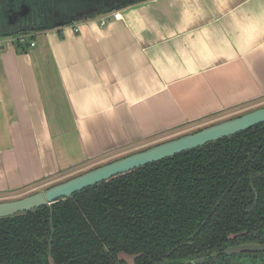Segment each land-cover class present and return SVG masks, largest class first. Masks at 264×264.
Here are the masks:
<instances>
[{
	"label": "crops",
	"instance_id": "obj_1",
	"mask_svg": "<svg viewBox=\"0 0 264 264\" xmlns=\"http://www.w3.org/2000/svg\"><path fill=\"white\" fill-rule=\"evenodd\" d=\"M115 11L1 40L0 201L264 103V0Z\"/></svg>",
	"mask_w": 264,
	"mask_h": 264
},
{
	"label": "trees",
	"instance_id": "obj_2",
	"mask_svg": "<svg viewBox=\"0 0 264 264\" xmlns=\"http://www.w3.org/2000/svg\"><path fill=\"white\" fill-rule=\"evenodd\" d=\"M254 240L264 243V123L1 218L0 264H118V253L161 264Z\"/></svg>",
	"mask_w": 264,
	"mask_h": 264
},
{
	"label": "water",
	"instance_id": "obj_3",
	"mask_svg": "<svg viewBox=\"0 0 264 264\" xmlns=\"http://www.w3.org/2000/svg\"><path fill=\"white\" fill-rule=\"evenodd\" d=\"M137 1L140 0H0V38L67 26ZM262 123H264V105L158 142L22 198L0 202V219L69 198L72 194L102 181L230 137ZM257 251L260 249L256 246L241 245L225 253Z\"/></svg>",
	"mask_w": 264,
	"mask_h": 264
},
{
	"label": "flooded vegetation",
	"instance_id": "obj_4",
	"mask_svg": "<svg viewBox=\"0 0 264 264\" xmlns=\"http://www.w3.org/2000/svg\"><path fill=\"white\" fill-rule=\"evenodd\" d=\"M258 125H260V124H258ZM239 133H241V132H239ZM189 151H191V150H189ZM147 165H149V164H147ZM132 171H130V172H132ZM130 172H128V173H130ZM125 174H127V173H124V174H121V175H125ZM121 175H118V176H121ZM118 176H116V177H118ZM116 177H114V178H116ZM107 181H109V180H107ZM107 181H102L100 183L107 182ZM100 183H97L95 185H98ZM95 185L90 186V187H87V188H85V189H83V190H81L79 192H82V191H84L86 189L92 188ZM79 192H76V193H79ZM76 193H74V194H76ZM15 199H19V198H15ZM15 199H13V200H15ZM218 204H219V201L215 204V206H217ZM49 205H46V206H49ZM46 206H41V207H38L36 209H39V208H42V207H46ZM33 210H35V209H33ZM33 210H30V211H33ZM27 212H29V211H27ZM206 221H207V217H205L204 220L201 222V226H203L206 223ZM198 231H199V229H196V231L189 237V239L190 240L193 239L194 236L198 233ZM229 239H233V236H230ZM241 245H252V246H256V247H258L260 249V251H257L255 253H237V254H234V253L233 254H231V253L230 254L229 253L227 254V253H225V251H228V250L231 251L232 248L237 247V246H241ZM241 255H243L245 258L246 257H249L251 259H252V257H255L256 258V257L259 256L260 259H261V261L264 262V260H263L264 259V243H261L258 240H254V241H250V242H245V243H235V242H233L232 244L231 243H227V244H225L221 248H214L212 250H204L203 252H199L195 256H189V257H186V258H181V259L174 260V261H172L170 263H161V264H235L232 261V258H234L236 256H241ZM117 261L122 262V263H118V264H134V256L127 255V254H124V253H118L117 254Z\"/></svg>",
	"mask_w": 264,
	"mask_h": 264
},
{
	"label": "rangeland",
	"instance_id": "obj_5",
	"mask_svg": "<svg viewBox=\"0 0 264 264\" xmlns=\"http://www.w3.org/2000/svg\"><path fill=\"white\" fill-rule=\"evenodd\" d=\"M262 104V105H261ZM261 104H259L260 106H263L264 105V103H261ZM249 110V109H248ZM243 112H245V111H243ZM241 110L239 111V112H236V113H225V114H223V115H220L219 117H216L215 119H213L212 121L213 122H211V123H208L207 125H210V124H212V123H216V122H219V121H222V120H224V119H228V118H230V117H234V116H236V115H240L241 113H243ZM207 125H202V126H199V127H196V128H193V129H191V130H189V131H187V132H191V131H193V130H196V129H199V128H202V127H204V126H207ZM187 132H185V133H187ZM176 137V136H175ZM173 138V137H172ZM152 145V144H151ZM151 145H147V146H144V147H141V148H138V149H135V150H133V151H131V152H129V153H126V154H122V155H119V156H117V157H115V158H111V159H105V160H103V161H100V162H98V163H96V164H93V165H91L90 167H88L87 168V170H89V169H92V168H95V167H97V166H100V165H103V164H105V163H107V162H110V161H112V160H114V159H117V158H120V157H122V156H125V155H128V154H130V153H133V152H137V151H141V150H143V149H145V148H147L148 146H151ZM86 169L85 170H82V171H80L79 173H77V174H80V173H82V172H84V171H87ZM69 174H73V173H69ZM77 174H73V175H68L67 176V178H64L63 180H65V179H68V178H70V177H72V176H75V175H77ZM62 180V181H63ZM5 201H12V199H7V200H1L0 202H5ZM264 260V259H263ZM232 261L235 263V264H264V262L263 261H261V259H260V257L258 256V257H252V259L251 258H249V257H244L243 255H241V256H236V257H234V258H232Z\"/></svg>",
	"mask_w": 264,
	"mask_h": 264
},
{
	"label": "built area",
	"instance_id": "obj_6",
	"mask_svg": "<svg viewBox=\"0 0 264 264\" xmlns=\"http://www.w3.org/2000/svg\"><path fill=\"white\" fill-rule=\"evenodd\" d=\"M97 17H98L97 22H98L99 26H104L108 22L109 18H111L113 20H120L121 14L119 11H115L111 14H102V15H99ZM93 19H91V20H93ZM74 32H78V28H74ZM31 33H33V32H31ZM31 33H22V34L10 36V37H2V38H0V46L2 45V43H1L2 39H6L8 42H12V43L14 42V43H18V44H26L30 41ZM34 45H35L34 42H29L30 47H33Z\"/></svg>",
	"mask_w": 264,
	"mask_h": 264
}]
</instances>
